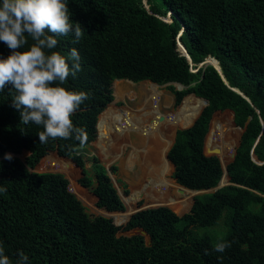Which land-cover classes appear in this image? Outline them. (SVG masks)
Listing matches in <instances>:
<instances>
[{"label":"trees","instance_id":"16d2710c","mask_svg":"<svg viewBox=\"0 0 264 264\" xmlns=\"http://www.w3.org/2000/svg\"><path fill=\"white\" fill-rule=\"evenodd\" d=\"M67 6L70 20L79 22L85 33L79 43L72 42V33L57 36L56 50L65 56L72 48L79 53L81 70L68 77L65 87L89 94L71 117L85 129L87 142L78 152L75 139L41 143L37 133L42 128L23 124L13 107L12 86L0 91V187L6 189L0 192V243L12 264L19 251L28 256V264H264V0H67ZM184 48L195 65L214 57L221 73L212 65L191 71L195 66ZM9 53L0 42V58ZM114 79L180 82L187 88L168 86L175 105L187 93L208 100L190 127L177 130L167 153L173 177L189 189H209L220 180L222 166L216 156L204 154V138L213 113L231 110L233 120L214 123L241 128L230 163L234 130L226 135L219 130L224 139L219 156L227 165L221 183L227 176L233 183L195 195L189 211L179 216L175 210L193 196L181 201L148 175L140 192L125 196L128 202L146 197L150 205H168L175 212L164 206L139 209L117 224L100 214L91 216L62 173L37 171L66 160L61 169L85 190L84 199L108 211L125 209L105 166L93 156L89 169L83 156L96 138L98 115L113 100ZM121 82L114 87L116 97ZM192 98L174 112L177 127L188 124L200 109L201 102ZM115 112L108 106L101 113L96 142L109 140V116ZM126 113L121 110L118 116ZM169 135L162 149L153 150V160H160L158 155L166 159ZM5 153L13 158L5 159ZM110 169L115 173L117 167ZM165 170L164 165L159 171ZM225 210L222 236L231 247L216 253L212 245L217 238L194 228L216 224Z\"/></svg>","mask_w":264,"mask_h":264},{"label":"clouds","instance_id":"9594fccd","mask_svg":"<svg viewBox=\"0 0 264 264\" xmlns=\"http://www.w3.org/2000/svg\"><path fill=\"white\" fill-rule=\"evenodd\" d=\"M169 14L170 13H168L167 16ZM69 33H72L74 36L72 42L79 43L84 36L85 31L79 22H73L70 20V10L67 6V0H0V42H3L10 49V53L6 57L0 58V91H2L6 85L10 84L12 86V89L15 91V95L12 96L13 107L20 111V119L23 124L27 125L32 123L42 128V130L37 133L41 143L46 144L49 142V140L75 139L78 141L79 147L74 149V151L78 152L85 147L87 142V134L84 128L77 127L73 124L71 117L79 108V106L85 100L89 99V94L85 91H74L68 87H65L68 77L70 75L75 77L76 73L81 70V65L79 62L80 57L76 48H72L67 56L56 50L59 43L56 37L67 36ZM182 53L187 57L190 65L195 66L191 67V71L197 72L200 68L212 65L221 73L218 61L214 57L208 56L203 61L195 65L192 63L187 51H182ZM210 58H214L217 62V65L210 61ZM69 60L72 61L71 66H69L68 63ZM118 80L128 81L131 83L133 82L128 79H114L111 84L113 100L108 103V105L111 104L115 99L113 83ZM142 82L154 84L158 87L163 85H172L177 90H183L187 88L186 85L175 81L166 82L164 84H157L151 80H143ZM179 84L181 85L180 89L178 88ZM168 89L173 94L171 89ZM235 90L237 91V89ZM185 97H193L199 100L202 106L198 110L197 114L193 117L192 123L190 125L180 126L174 130L172 141L166 152L167 161H169L167 153L175 140L177 130L190 127L199 116L202 109L208 105V103L205 104L203 101V99L206 98L196 96L194 93L185 94L177 105L182 104ZM108 105L102 110L103 112L106 110ZM223 111L214 112L212 117L215 113ZM228 111L232 113L233 118V112L231 110ZM99 117L100 114L98 115V118ZM163 118L164 114H161L159 120H163ZM210 128L211 121L208 131ZM239 129L241 132V128ZM96 130L97 138L98 125L96 126ZM238 142L236 147L238 146ZM236 147L235 150L233 149V155L229 153L230 160L228 163L233 160L236 153ZM205 155L213 154L210 152V154ZM216 157L219 159L223 169V173L220 178L222 179L224 174V166L222 165L220 156ZM12 158L13 157L10 153H5V159L11 160ZM252 158L257 163H262L258 161L253 154ZM171 165L174 170L172 163ZM108 175L111 180L110 173ZM172 178L177 183L173 175ZM227 179L229 180V176H227ZM177 184L179 185L178 190L179 188H184L186 190L189 189L183 185H180L179 183ZM189 190L193 191L194 189ZM4 191H6V189L0 187V192ZM123 196L125 195L123 194ZM78 199L80 200L81 198L78 197ZM158 206H164L172 209L168 205H156L152 207ZM141 208L142 207L139 209ZM109 212L112 213L121 211ZM177 214L179 216L183 215L179 213ZM230 247L231 243L225 237L221 236L218 237L215 243L212 245V250L216 253H224L225 250ZM205 254H209L208 249H205ZM17 255L18 259L16 264H28L29 258L23 251H19ZM220 258L221 257H218V259ZM0 264H12L10 257L5 254V249L2 243H0Z\"/></svg>","mask_w":264,"mask_h":264},{"label":"rangeland","instance_id":"374dc122","mask_svg":"<svg viewBox=\"0 0 264 264\" xmlns=\"http://www.w3.org/2000/svg\"><path fill=\"white\" fill-rule=\"evenodd\" d=\"M179 46V45H178ZM120 83V85L124 86V91L127 90H132L134 92H136V94L142 93V95L138 98L139 102L136 100H133L132 98H130L129 95H127V93H123L122 95L116 97L115 95V99L114 101L109 104L108 106H111L113 109V112L122 109V110H127V112H133L134 110H141L144 105L147 107H152L153 105L158 106V109L160 111L161 114L166 115L167 119L170 120V127L168 128V133L169 135V145L172 141V137H173V133L174 130H176L177 125H176V121L172 119L173 113L178 109V107L181 105H174V100H173V94L170 92V90L168 89V85H163V86H159L158 87V100L155 101L153 100V98H151V94L150 91L147 90V83L146 82H128V81H123ZM133 85V86H131ZM115 84V85H114ZM113 88L118 86L117 81L113 83ZM126 87V88H125ZM115 90V88H114ZM113 90V92H114ZM141 91V92H140ZM119 93V90H118ZM145 94V95H143ZM144 96V97H143ZM186 98V97H185ZM184 98V99H185ZM192 102H197V99L192 98ZM199 104V103H198ZM202 106V105H201ZM166 112V113H165ZM135 114H139V113H135ZM170 115V116H169ZM160 116V115H159ZM232 120V113L228 110H225L223 112H219V113H215L214 116L212 117L211 120V128L208 131L206 137H205V142H204V153L205 154H210V152L208 151L209 148H214L216 146H220V142H222V137L219 133V130L222 131V133H224L225 135L232 131V129L234 130V135L232 136L231 140L233 142V145L228 149V153L232 154L233 153V149L235 150V147L237 145V142L239 140L240 137V129L236 126H233L234 124H227L226 126L219 124V123H214L215 120H219L222 123H226L229 120ZM99 120V118H98ZM149 120V121H148ZM161 120L159 119H154V118H150L147 117L145 114H142L141 116H137L134 117V121L133 123H141L142 125H144V127H146L147 125L148 127L151 125L153 127L156 128V134H150L149 136H147V140L145 145L143 143H139L138 146L140 147L139 151L141 154L137 153L136 158H134V160H136V164H133V166H129V167H122L121 165V161H120V155L122 153L123 156L126 155V157L130 156L131 154V147L129 146V144L125 147L124 151L123 149L120 150L119 152V156L116 159H112V158H107L106 155H104V157H102L101 152L103 153L104 150L102 149V147L104 145H95V142L97 141V138H95L94 141H92L89 146L84 150V159H85V165L87 168L90 169L91 167V163L93 161V156H96L98 158V160L100 161V163L105 166L110 168L111 165L115 164L117 167V170L115 173H113L110 170V176H111V180L113 182L114 187L116 188L117 192L120 194L121 197H123V200L126 201L125 204V210L121 211V212H112L109 213L110 216H108L109 218H112L117 224H120L124 221L127 220V218L129 217V215H131L133 212H135L137 209H139L140 207H152V206H156V205H150L149 203L151 202V200L146 199V197H140L139 199L136 198L133 202H128V200L126 199L125 196H129L130 194H136L138 192H140L141 187H143L141 183L142 179L146 176H150L152 179H154L157 182L158 187L165 191V192H169L170 194H172V196H174L175 198H179L181 199V201L183 200V198L188 197V196H193L196 194V192L192 191V190H186L188 192H185V194H183L182 192H180L178 190L179 185L173 180L172 178V165L169 161H167V159H163L161 158L160 155H158L157 157L161 160L159 162L156 163L155 166H152L154 162H156L155 160H153V150H155L156 146H162L163 145L161 143L162 138L160 137V135L157 133L158 130V125L160 123ZM151 123V125H150ZM192 123V120L186 124V125H190ZM213 124V125H212ZM214 124L216 126H214ZM156 125L158 127H156ZM144 127L141 128L140 130H144ZM180 127V126H178ZM135 128H133L134 130ZM137 129L139 130V128H136L134 130V132H136L135 134L138 135V133L140 131H137ZM143 133H146V131H142ZM132 135H134L133 131L131 132V137L132 139H136V137H132ZM231 135V134H230ZM227 135V136H230ZM151 138V139H150ZM160 138V139H159ZM155 139V140H154ZM224 140V139H223ZM152 142V143H151ZM154 142V143H153ZM155 145V146H154ZM169 147V146H168ZM146 148V149H145ZM130 151V152H129ZM152 152V153H151ZM128 153V154H127ZM122 156V157H123ZM164 157L166 158V153L164 154ZM230 160V157H229ZM66 160H58V162H56V164L51 167V168H47V167H39L37 170L38 171H53V172H62L64 173V175L69 179V184H68V189L75 193L78 197H80L82 203L85 205L87 212L91 215H99L101 213H105L104 210H102L101 207H98L95 205V201L94 200H89V198L87 200L83 199L81 197L80 194H82L85 190L81 187H79L70 176H67V174L61 169V164L60 162H65ZM69 161V160H68ZM166 161V164H165ZM161 164L160 168L164 167V165L167 167V170L165 171H159L154 169V167H159V165ZM152 166V167H151ZM226 166V165H225ZM151 168V169H150ZM107 171V169H106ZM225 181H223L221 183V185H227L226 183L229 182V184H232L233 182L230 181V179H224ZM165 181V182H164ZM74 182V183H73ZM124 185L126 190H128V194L124 193ZM137 190H139L137 192ZM123 194L125 196H123ZM193 197L191 199V202L189 201L190 199L187 198L186 203H184V205L182 204V209L179 210H175L177 212H179V214H184L186 212L189 211L192 202H193ZM119 218V219H118ZM228 221V211L225 210L220 219L218 220V222L212 226H206V227H195L194 231H196L198 234H202V233H208L210 235H212L215 238L221 237L227 230V224L226 222ZM133 233V232H132ZM135 233V232H134ZM120 235V232L118 233ZM125 234H131V232L126 231Z\"/></svg>","mask_w":264,"mask_h":264},{"label":"crops","instance_id":"0c3cea01","mask_svg":"<svg viewBox=\"0 0 264 264\" xmlns=\"http://www.w3.org/2000/svg\"><path fill=\"white\" fill-rule=\"evenodd\" d=\"M149 90V89H147ZM150 91V90H149ZM151 94V92H150ZM142 95L139 94L137 95V101L139 102V97ZM145 95V94H143ZM151 98H153V100L157 101L158 100V96H153L151 94ZM122 109L117 110L115 113H113L112 117L109 116V118L111 120H113V122L111 123V125L108 128V131L110 133V138L108 142H105L102 147V149L104 150V152L102 154V157H104V155L107 156L106 159H116L119 156V152L120 150L125 149V147L129 144V146L131 147V154L129 157H126V155L123 156L124 153H122L120 155V163L122 165V167H129V166H133V164H136V160H133V157L136 158L137 153L141 154L140 151L138 150V148H140L138 146L139 143H144L145 142V138H147V133L145 136L142 137H138L136 134L132 135V137H136V139H132L131 137V132L133 131V128L135 127L133 125V121H134V117L137 116H141L142 114L147 115V117L150 118H156L158 117L160 114L158 106L153 105L152 107H147L144 105V107L141 110H134L133 112H127L125 116L123 117H119L118 114ZM135 113H139V114H135ZM159 118V117H158ZM156 127H158L156 125ZM96 145V144H95ZM133 149V150H132ZM152 153V152H151ZM123 156V157H122ZM161 160H156V162L153 163V166L156 165L157 162H159ZM161 164L159 165L160 168ZM155 168V167H154Z\"/></svg>","mask_w":264,"mask_h":264},{"label":"bare ground","instance_id":"6f19581e","mask_svg":"<svg viewBox=\"0 0 264 264\" xmlns=\"http://www.w3.org/2000/svg\"><path fill=\"white\" fill-rule=\"evenodd\" d=\"M210 61H212L213 62V59L212 58H210L209 59ZM130 84V83H129ZM131 85V84H130ZM131 86H133V85H131ZM126 88V87H125ZM147 89H149L150 90V92H151V94L153 95V96H158V94L160 93L159 91H158V86H156V85H154V84H149L148 83V85H147V87H146ZM124 89V86H122V85H120L119 87H118V90H119V94L120 95H122L123 93H127V95H129L130 96V98H132L133 100H135L136 99V97H137V95H139V94H141V93H139V94H136V92H134V91H130V90H128V88H127V90H123ZM141 92V91H140ZM159 92V93H158ZM144 97V96H143ZM110 108H112L111 106H110ZM160 112V111H159ZM166 113V112H165ZM161 114V113H160ZM147 116V115H146ZM159 118H160V116H158ZM158 117H156L155 119H159ZM167 116L166 115H164V118H163V120H161L160 121V123H159V127H158V130H157V133L160 135V137L162 138V140H161V142H163V143H161L162 145H164L165 144V141H166V138L168 137V135H169V133H168V128L170 127V120H168L167 118H166ZM172 119L173 120H175L176 121V116H175V114L173 113V116H172ZM149 121V120H148ZM98 125H100V119H99V121H98ZM133 125L135 126L134 128L136 129V128H139V130L137 129V131H140L139 133H138V137H142V136H145L146 135V133H147V135L146 136H149L150 134H156V128L155 127H153L152 125H151V123H150V125H151V127L149 126H147V125H149V124H147L146 125V127H144V125H142L141 123H136V124H134L133 123ZM144 127V130L146 131V133H143L142 131H144V130H140L141 128H143ZM134 129V130H135ZM134 130H133V133L135 134L136 132H134ZM151 139V138H150ZM160 139V138H159ZM146 138H145V142H146ZM155 140V139H154ZM109 141V140H108ZM108 141H106V142H108ZM105 143V142H104ZM104 143H98V142H95V144H97V145H103ZM152 143V142H151ZM154 143V142H153ZM155 146V145H154ZM163 147L162 146H156L155 147V150H160V149H162ZM140 148H138V150H139ZM133 150V149H132ZM130 152V151H129ZM132 152V151H131ZM128 154V153H127ZM132 155V154H131ZM128 157V156H127ZM133 160H134V157H133ZM153 166V165H152ZM154 169H156V170H160V168H154ZM64 171V170H63ZM66 174H67V176H70L66 171H64ZM71 177V176H70ZM72 178V177H71ZM73 179V178H72ZM74 180V179H73ZM75 182V181H74ZM81 195V194H80ZM82 197V196H81ZM83 198V197H82ZM84 199V198H83ZM86 200V199H85Z\"/></svg>","mask_w":264,"mask_h":264},{"label":"water","instance_id":"95a60500","mask_svg":"<svg viewBox=\"0 0 264 264\" xmlns=\"http://www.w3.org/2000/svg\"><path fill=\"white\" fill-rule=\"evenodd\" d=\"M178 88L180 89L181 88V85L179 84L178 85ZM203 101H204V103L205 104H207L208 103V101L206 100V99H203ZM101 113H103V111L101 112ZM101 113H100V115H101ZM162 119V118H161ZM99 121V120H98ZM97 125H98V122H97ZM96 125V126H97ZM181 128H185V127H181ZM238 144H239V142H238ZM209 152H211L213 155H216V156H218L219 157V154H220V147H218V146H216V147H214V148H212V149H210V150H208ZM232 155H233V153H232ZM106 169H107V173L109 174V172H110V168H109V166L108 167H106ZM227 169H226V166H224V171H226ZM53 172V171H52ZM59 173H62V172H59ZM62 174H64V173H62ZM221 181H222V179H220V181L218 182V184H217V186H215V187H213V188H211V189H207V190H193L194 192H196V194H198V193H201V192H214V191H216L218 188H220L221 186H223V185H221ZM226 184H229V182H227ZM184 190H186V189H184V188H179V191L180 192H183ZM189 190V189H188ZM119 196H120V194H119ZM121 197V196H120ZM121 199H122V201H123V203L125 204L126 203V201L125 200H123V198L121 197ZM193 203V202H192ZM145 208H148V207H142L141 209H145ZM103 210H105L106 212L105 213H101L100 215H102V216H110L109 215V211L108 210H106V208L105 207H103L102 208ZM139 210V209H138ZM137 211V210H136ZM129 218H130V216L127 218V221L129 220Z\"/></svg>","mask_w":264,"mask_h":264}]
</instances>
